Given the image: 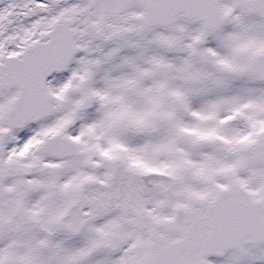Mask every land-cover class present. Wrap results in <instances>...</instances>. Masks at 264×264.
I'll return each instance as SVG.
<instances>
[{
  "label": "snow or ice",
  "instance_id": "snow-or-ice-1",
  "mask_svg": "<svg viewBox=\"0 0 264 264\" xmlns=\"http://www.w3.org/2000/svg\"><path fill=\"white\" fill-rule=\"evenodd\" d=\"M0 264H264V0H0Z\"/></svg>",
  "mask_w": 264,
  "mask_h": 264
}]
</instances>
